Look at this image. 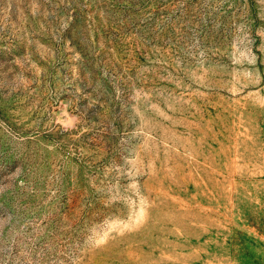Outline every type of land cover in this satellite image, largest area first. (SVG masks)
<instances>
[{
    "label": "rangeland",
    "instance_id": "374dc122",
    "mask_svg": "<svg viewBox=\"0 0 264 264\" xmlns=\"http://www.w3.org/2000/svg\"><path fill=\"white\" fill-rule=\"evenodd\" d=\"M0 264H264V0H0Z\"/></svg>",
    "mask_w": 264,
    "mask_h": 264
}]
</instances>
